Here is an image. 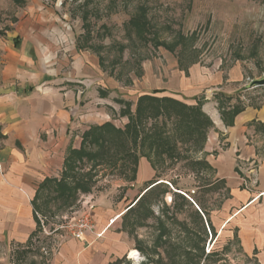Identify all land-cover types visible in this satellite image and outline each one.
<instances>
[{"label": "rangeland", "instance_id": "374dc122", "mask_svg": "<svg viewBox=\"0 0 264 264\" xmlns=\"http://www.w3.org/2000/svg\"><path fill=\"white\" fill-rule=\"evenodd\" d=\"M0 28L14 35L35 66H45L49 81L74 90L78 105L72 133L80 146L90 127L111 122L123 130L128 114H137L142 95L186 105L199 102L202 112L208 98L216 102L232 96L228 100L243 107L264 101V86L249 87L252 79L264 76V0H3ZM233 70L240 75L235 83L229 79ZM216 74L222 83L206 86L187 103L189 83ZM233 84L234 91L227 93ZM153 121L174 144L172 154L138 142L135 146L125 134L104 132L97 143L86 139L89 155L70 162L69 196L57 193L55 181L41 187L35 206L46 233L37 230L38 239L18 264H48L66 236L61 226L83 210L87 196L98 207L116 208L137 164L134 155L124 154L125 148L134 149L138 159L150 157L157 179L169 182L184 199L173 201L167 183L152 191L170 190L164 200L158 202L151 192L149 209L145 200L140 202L122 220L139 256L132 261L125 254L117 264H248L239 258L235 239L226 237L228 228L208 229L192 203L216 209L226 195L219 182L203 187L213 180V172L196 164L212 121L197 142H187L186 128L165 113ZM150 122L139 123L141 136L148 133ZM14 250L0 245V264H17Z\"/></svg>", "mask_w": 264, "mask_h": 264}, {"label": "crops", "instance_id": "0c3cea01", "mask_svg": "<svg viewBox=\"0 0 264 264\" xmlns=\"http://www.w3.org/2000/svg\"><path fill=\"white\" fill-rule=\"evenodd\" d=\"M50 76L45 66H35L24 55L9 30L0 32V245L9 249L29 242L40 215L35 202L41 184L46 178L58 180L66 156L80 147L72 133L76 93L49 81ZM239 76L233 70L229 79L235 83ZM221 83L219 74L189 83L187 103L192 104L204 88ZM234 85L227 86V93L234 91ZM235 102L230 100L229 104ZM244 106L228 125L216 108L217 102L208 98L203 103L202 110L213 123L199 153L202 156L197 158L213 172V180L203 187L219 182L226 195L216 209L192 203L208 229L220 227L223 232L228 228L226 237L235 239L239 258L248 264H264V101L257 107ZM156 173L149 159L139 157L134 177L116 208L98 207L95 202L92 230L80 238L66 234L48 264H108L137 251L131 249L132 243L123 232L122 219L155 188L170 184L157 179ZM164 190L167 192L157 198L158 202L170 192L165 188L158 191Z\"/></svg>", "mask_w": 264, "mask_h": 264}, {"label": "trees", "instance_id": "16d2710c", "mask_svg": "<svg viewBox=\"0 0 264 264\" xmlns=\"http://www.w3.org/2000/svg\"><path fill=\"white\" fill-rule=\"evenodd\" d=\"M228 98H231V96H228ZM227 99H220L217 100V107L226 106L227 110L220 111L221 117H223V121L227 124H231L233 121L234 116L239 113L241 110H243V105L237 104H229V101ZM228 102V103H227ZM201 104L197 102L195 105H186L180 101L174 100L169 97H156L151 95H142L139 97L137 101V107H136V115L133 117L130 113L128 114V122L125 125V128L123 130L116 128L111 122H105L102 125L93 126L90 127L87 131H85L82 137L81 146L79 149H71L69 154L66 156L64 160V170L62 171L61 177L58 180H55L54 178H46L43 184H41V187H43L46 183L50 181H55L56 188L58 189L59 195H67L68 190L66 189L67 186V178L69 173L72 171V168H70V162L73 161V158H80L81 156L89 155V152L86 150V139H89L90 142L97 143L101 140L102 134L104 132H111L118 135H129L132 143L135 145L138 143L144 146V144L148 145V148L152 151H158V153L162 154V152L166 151L167 154L171 155L172 151L171 149L174 147V144L170 143L169 139L167 137H162L160 127L156 128L154 125L153 119L159 117L162 115V113L166 114V117H172L176 123L178 122L179 126H182V128H186V135L189 137V140L187 142H193L198 141L200 139L204 138V134L206 131V128L211 126V121L209 118L201 111L200 109ZM142 119H149L152 122L149 124V128H147L148 133L144 134L143 136L140 135L138 127L139 123L142 124ZM227 121V122H226ZM229 121V122H228ZM141 141V142H140ZM138 142V143H137ZM136 146V145H135ZM201 149L200 147H196ZM124 151V154L127 155H134L135 163L138 159V154L134 149H127ZM148 149V150H149ZM198 150V149H197ZM196 150V151H197ZM144 155V154H143ZM149 155H147L148 157ZM150 160V157H148ZM196 164L208 167L207 163L203 160H197ZM154 167V166H153ZM77 186H79V182H77ZM82 185V184H81ZM83 186V185H82ZM152 192V191H151ZM167 192L166 190L161 191L160 193L152 192L151 195L157 196H163V194ZM69 196V194H68ZM67 196V197H68ZM181 197L184 199V197L177 193H172V199L175 201L176 197ZM145 209L147 206V209H149L150 201L152 200L150 197H145ZM142 202L139 201V203ZM138 203V204H139ZM137 204V205H138ZM150 210H148L149 212ZM204 213V212H203ZM127 213H124L123 219L126 217ZM205 214V213H204ZM196 217L200 220H202L201 216L197 213ZM122 219V220H123ZM38 227V222H37ZM37 227L35 231L31 234V238L29 242L22 247L16 248L13 252L12 260L14 263H20V261L26 256L28 252H30L32 243L34 239H38L36 237L37 233ZM123 228V226H122ZM122 258L116 259L113 262H110L108 264H117Z\"/></svg>", "mask_w": 264, "mask_h": 264}, {"label": "built area", "instance_id": "2783aa9c", "mask_svg": "<svg viewBox=\"0 0 264 264\" xmlns=\"http://www.w3.org/2000/svg\"><path fill=\"white\" fill-rule=\"evenodd\" d=\"M169 186L172 188L170 184ZM85 199L87 200L83 201V210L81 209L78 215L74 216V218L68 220L65 224L61 226V228L66 231L67 235L74 238H80L85 231L92 230L93 228L92 211L95 204H93L92 199L88 196ZM38 233H46L44 221L41 219L40 216L38 217ZM102 233L103 231L97 233L96 236L100 237ZM129 253L127 254V257L132 261L138 258L137 251L136 254L132 256H130Z\"/></svg>", "mask_w": 264, "mask_h": 264}, {"label": "water", "instance_id": "95a60500", "mask_svg": "<svg viewBox=\"0 0 264 264\" xmlns=\"http://www.w3.org/2000/svg\"><path fill=\"white\" fill-rule=\"evenodd\" d=\"M264 86V76L258 79H252L249 83V87Z\"/></svg>", "mask_w": 264, "mask_h": 264}, {"label": "bare ground", "instance_id": "6f19581e", "mask_svg": "<svg viewBox=\"0 0 264 264\" xmlns=\"http://www.w3.org/2000/svg\"><path fill=\"white\" fill-rule=\"evenodd\" d=\"M168 200H171V198H169ZM123 213V212H122ZM121 216V215H120ZM134 254H136V251H134V250H131V252H130V256H132V255H134Z\"/></svg>", "mask_w": 264, "mask_h": 264}]
</instances>
